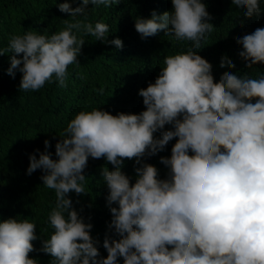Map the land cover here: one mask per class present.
<instances>
[{
  "label": "clouds",
  "instance_id": "obj_1",
  "mask_svg": "<svg viewBox=\"0 0 264 264\" xmlns=\"http://www.w3.org/2000/svg\"><path fill=\"white\" fill-rule=\"evenodd\" d=\"M171 2V11H153L151 18L135 21L142 37L164 30L178 42H191L186 52L165 56L155 82L140 89L146 110L116 115L101 108L81 110L60 135L56 159L47 151L49 140L39 158L30 155L28 174L42 169L43 184L55 193L48 215L53 231L41 248L51 264H119L118 257L123 264H264V75L224 72L215 81L211 63L194 50L214 28L207 5L203 0ZM118 3L82 0L73 8L65 0L58 7L70 19L59 31L11 35L0 55L12 53L8 74L22 73L20 90L38 91L53 81L66 87L68 68L79 65L85 43L77 33L122 49L119 37L107 39V23L86 19L89 4ZM232 3L246 9L247 17L261 12L260 0ZM237 43L248 68L264 63V27L238 37ZM220 67L236 65L224 56ZM169 124L173 128L164 130ZM173 138L178 139L171 156L161 157L170 171L160 179L157 167L141 160ZM89 157L114 166L101 172L112 213L108 227L119 236L106 235V258L91 236L93 225L79 216L69 196L87 193ZM125 159L141 165L134 184L121 170ZM37 238L36 224L27 218L0 222V264H38L29 257Z\"/></svg>",
  "mask_w": 264,
  "mask_h": 264
},
{
  "label": "trees",
  "instance_id": "obj_2",
  "mask_svg": "<svg viewBox=\"0 0 264 264\" xmlns=\"http://www.w3.org/2000/svg\"><path fill=\"white\" fill-rule=\"evenodd\" d=\"M63 2L65 0H0V49L8 48L9 38L14 34L22 35L32 30L51 35L59 31L64 27L63 20L70 19L69 13L59 10L58 4ZM68 2L75 8L82 0ZM203 2L207 5L211 16L209 22L214 28L202 41V47L194 50L211 63L215 81L218 82L224 72L241 76L247 73L251 78L264 75V63L247 67V61L239 55L242 45L237 43L238 37L264 27V0H260L261 12L252 17L245 16L246 9L234 5L232 0ZM87 8V21L107 23V39L119 37L123 48L77 33L85 43L78 57L79 65L68 68L66 87H60L57 81H53L38 91H21L22 73L15 70L14 76L8 74L12 53L0 55V222L8 218H27L36 224L38 238L32 242L34 250L29 257L37 260L38 264H51L52 260L50 254L41 248L53 231L48 224V215L55 206V193L43 184L42 169L28 174L30 155L35 153L39 158L40 152L45 151L44 141L49 140L51 147L47 151L56 159L55 145L61 139L60 135L81 110L101 108L113 115L120 112L139 114L146 110L143 97L139 95L140 89L155 82L165 56L186 52L191 47L190 41L178 42L166 36L164 30L154 36L142 37L135 29L136 18H151L153 11L158 15L171 11V0H120L110 7L89 4ZM224 56L231 59L236 67H220ZM101 88L103 93L99 91ZM172 128L169 124L164 130ZM162 131L155 135L160 138ZM177 139L173 138L155 155L143 157L141 165H155L159 178L166 179L170 169L161 163V157L171 156ZM141 165L135 159H125L121 170L134 184L135 168ZM104 166L109 170L114 167L105 158L89 157L84 170L87 193L69 194L79 216L85 223L93 225L90 233L102 258L108 255L103 247L106 235L119 239L114 229L108 227L112 213L106 200L108 188L101 175ZM118 260L123 264L122 257Z\"/></svg>",
  "mask_w": 264,
  "mask_h": 264
}]
</instances>
